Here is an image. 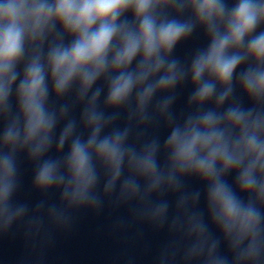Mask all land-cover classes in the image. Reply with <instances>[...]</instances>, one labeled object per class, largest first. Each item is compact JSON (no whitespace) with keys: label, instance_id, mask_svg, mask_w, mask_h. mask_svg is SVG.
I'll use <instances>...</instances> for the list:
<instances>
[{"label":"clouds","instance_id":"1","mask_svg":"<svg viewBox=\"0 0 264 264\" xmlns=\"http://www.w3.org/2000/svg\"><path fill=\"white\" fill-rule=\"evenodd\" d=\"M198 30L206 47L175 58ZM185 84L192 92L177 116ZM161 125L163 144L145 138ZM21 155L33 189L60 194L58 205L36 206L28 236L41 235L45 218L66 231L72 213L98 212L113 196L161 229L169 204L150 201L172 194L168 230L183 248H166L158 264L178 255L179 264H264V0H0V236L28 216L14 203ZM188 177L206 186L211 230L193 211L201 194L185 190Z\"/></svg>","mask_w":264,"mask_h":264}]
</instances>
